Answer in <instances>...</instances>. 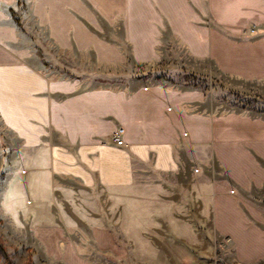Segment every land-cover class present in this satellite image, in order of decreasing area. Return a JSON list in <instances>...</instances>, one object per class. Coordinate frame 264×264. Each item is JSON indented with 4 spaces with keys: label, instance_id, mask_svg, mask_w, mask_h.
<instances>
[{
    "label": "crops",
    "instance_id": "obj_1",
    "mask_svg": "<svg viewBox=\"0 0 264 264\" xmlns=\"http://www.w3.org/2000/svg\"><path fill=\"white\" fill-rule=\"evenodd\" d=\"M29 20L58 50L146 67L167 29L194 59L264 83V0H0V126L17 142L0 152L6 217L69 241L58 255L74 264H95L71 244L80 226L123 256L112 224L149 263L215 264L220 243L264 262V116L204 109L198 89L83 88L31 61Z\"/></svg>",
    "mask_w": 264,
    "mask_h": 264
},
{
    "label": "rangeland",
    "instance_id": "obj_2",
    "mask_svg": "<svg viewBox=\"0 0 264 264\" xmlns=\"http://www.w3.org/2000/svg\"><path fill=\"white\" fill-rule=\"evenodd\" d=\"M29 22L31 34L22 38L20 45L32 48L34 55L31 61L43 65L58 77H76L83 88L112 87L135 88L140 84H162L175 89H198L204 94L202 108L224 113L238 111L252 116H264V83L240 81L218 72L211 63L191 57L169 30H164L160 46L161 59L152 66H140L132 59L122 64H101L96 62L91 53L64 51L56 49L48 39L44 29L35 27L33 20ZM109 33L112 29L107 26ZM52 55L53 59H49ZM45 65V66H44ZM132 79V80H131ZM14 137L0 126V152L15 147ZM3 184L0 182V197ZM6 211L0 207V264H74L72 258L59 256L58 247L63 250L70 246L69 241H42L38 228L19 224L5 216ZM110 221H113L111 216ZM114 238L124 249L122 257L109 252H101L96 243L90 240L93 231L80 226L72 236L71 244L85 256L86 260L95 264H153V259L136 258L130 250V243L125 242L119 227L111 225ZM52 236V235H50ZM232 251L226 243L219 244L215 264H239L231 256ZM170 264H192L191 261L177 263L174 258ZM258 264H264L260 262Z\"/></svg>",
    "mask_w": 264,
    "mask_h": 264
},
{
    "label": "built area",
    "instance_id": "obj_3",
    "mask_svg": "<svg viewBox=\"0 0 264 264\" xmlns=\"http://www.w3.org/2000/svg\"><path fill=\"white\" fill-rule=\"evenodd\" d=\"M120 132H121V131H120ZM113 138H114V142H115L116 144H118V145H122L123 140L120 138V135H114Z\"/></svg>",
    "mask_w": 264,
    "mask_h": 264
},
{
    "label": "trees",
    "instance_id": "obj_4",
    "mask_svg": "<svg viewBox=\"0 0 264 264\" xmlns=\"http://www.w3.org/2000/svg\"><path fill=\"white\" fill-rule=\"evenodd\" d=\"M0 250H2L1 242H0Z\"/></svg>",
    "mask_w": 264,
    "mask_h": 264
}]
</instances>
